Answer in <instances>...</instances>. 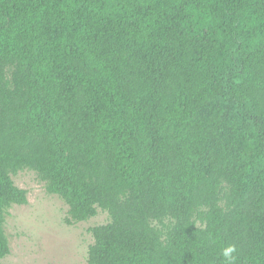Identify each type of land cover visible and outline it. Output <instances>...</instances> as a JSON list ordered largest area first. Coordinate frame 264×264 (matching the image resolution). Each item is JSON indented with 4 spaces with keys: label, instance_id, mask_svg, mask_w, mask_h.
I'll use <instances>...</instances> for the list:
<instances>
[{
    "label": "trees",
    "instance_id": "16d2710c",
    "mask_svg": "<svg viewBox=\"0 0 264 264\" xmlns=\"http://www.w3.org/2000/svg\"><path fill=\"white\" fill-rule=\"evenodd\" d=\"M22 168L88 264H264V0H0V258Z\"/></svg>",
    "mask_w": 264,
    "mask_h": 264
},
{
    "label": "rangeland",
    "instance_id": "374dc122",
    "mask_svg": "<svg viewBox=\"0 0 264 264\" xmlns=\"http://www.w3.org/2000/svg\"><path fill=\"white\" fill-rule=\"evenodd\" d=\"M11 177L26 190L27 202L7 209L3 228L10 250L0 264H88L87 250L93 242L89 229L107 222L108 213L97 208L94 216L67 224V204L47 192L34 170L22 168Z\"/></svg>",
    "mask_w": 264,
    "mask_h": 264
},
{
    "label": "clouds",
    "instance_id": "9594fccd",
    "mask_svg": "<svg viewBox=\"0 0 264 264\" xmlns=\"http://www.w3.org/2000/svg\"><path fill=\"white\" fill-rule=\"evenodd\" d=\"M236 252L235 245H228L222 249L221 255L224 258L225 264H235L236 256L233 255Z\"/></svg>",
    "mask_w": 264,
    "mask_h": 264
}]
</instances>
